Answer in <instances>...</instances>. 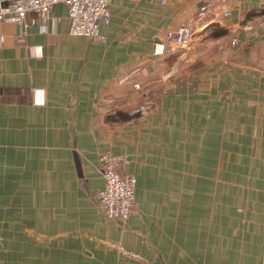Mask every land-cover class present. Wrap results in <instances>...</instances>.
Returning a JSON list of instances; mask_svg holds the SVG:
<instances>
[{
  "label": "crops",
  "instance_id": "crops-1",
  "mask_svg": "<svg viewBox=\"0 0 264 264\" xmlns=\"http://www.w3.org/2000/svg\"><path fill=\"white\" fill-rule=\"evenodd\" d=\"M110 9L104 39L64 2L0 20V264H264V0ZM107 150L136 179L128 221L99 204Z\"/></svg>",
  "mask_w": 264,
  "mask_h": 264
},
{
  "label": "built area",
  "instance_id": "built-area-1",
  "mask_svg": "<svg viewBox=\"0 0 264 264\" xmlns=\"http://www.w3.org/2000/svg\"><path fill=\"white\" fill-rule=\"evenodd\" d=\"M167 0H162L166 2ZM225 3L227 0H219ZM64 2L68 7L71 20L70 31L93 39H104L100 33L102 23L108 24L111 20V0H0V20H10L19 25H25L26 14L37 11L41 15H48L55 4ZM208 6H202L195 14L193 20H198L207 12ZM229 13V10L226 11ZM264 26V19L260 21ZM194 36L192 24L180 25L166 32L159 52H172L176 45L188 46ZM3 38L0 37V43ZM238 39L233 42L238 43ZM129 79L126 75L122 80ZM136 87L139 85L136 83ZM38 102H43L44 92L37 89ZM134 111L131 112L133 114ZM101 171L104 177V186L98 190L99 204L108 218H121L128 221L136 207L135 188L136 179L130 172L119 171V167L127 162V159L115 154L111 150L103 152L100 156ZM125 254H132L119 243H113ZM146 264H165L162 262L147 261Z\"/></svg>",
  "mask_w": 264,
  "mask_h": 264
}]
</instances>
